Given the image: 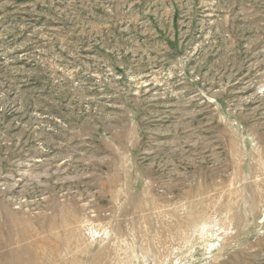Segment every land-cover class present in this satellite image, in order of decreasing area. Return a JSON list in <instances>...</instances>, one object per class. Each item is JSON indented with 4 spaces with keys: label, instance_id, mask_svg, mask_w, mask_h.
<instances>
[{
    "label": "rangeland",
    "instance_id": "374dc122",
    "mask_svg": "<svg viewBox=\"0 0 264 264\" xmlns=\"http://www.w3.org/2000/svg\"><path fill=\"white\" fill-rule=\"evenodd\" d=\"M0 264H264V0H0Z\"/></svg>",
    "mask_w": 264,
    "mask_h": 264
}]
</instances>
